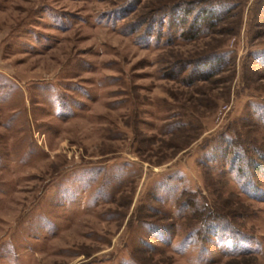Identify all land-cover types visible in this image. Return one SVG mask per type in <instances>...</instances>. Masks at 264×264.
I'll return each instance as SVG.
<instances>
[{
    "label": "rangeland",
    "instance_id": "374dc122",
    "mask_svg": "<svg viewBox=\"0 0 264 264\" xmlns=\"http://www.w3.org/2000/svg\"><path fill=\"white\" fill-rule=\"evenodd\" d=\"M0 264H264V0H0Z\"/></svg>",
    "mask_w": 264,
    "mask_h": 264
},
{
    "label": "trees",
    "instance_id": "16d2710c",
    "mask_svg": "<svg viewBox=\"0 0 264 264\" xmlns=\"http://www.w3.org/2000/svg\"><path fill=\"white\" fill-rule=\"evenodd\" d=\"M211 8H209V10L207 11V14L209 13V14H211ZM213 18H215V17H213ZM203 20L204 21H208L209 19L208 18H206L205 16L203 17ZM208 25H212V23H210V22H208ZM214 59H217L215 62H213L214 61ZM213 59V61L211 60L210 62H209V64H207L208 66H209V69H208V71L206 72L208 75L207 76H209V75H212V74H215L218 70H220L221 68H220V66H219V64H218V62H219V58H214ZM201 63H203V62H199V61H197L196 62V64H195V66H196V68L197 67H199V65H203V64H201ZM199 64V65H198ZM217 67V68H216ZM219 67V68H218Z\"/></svg>",
    "mask_w": 264,
    "mask_h": 264
}]
</instances>
